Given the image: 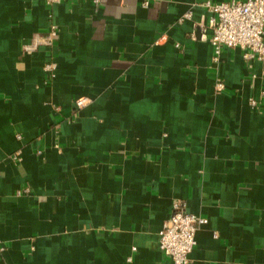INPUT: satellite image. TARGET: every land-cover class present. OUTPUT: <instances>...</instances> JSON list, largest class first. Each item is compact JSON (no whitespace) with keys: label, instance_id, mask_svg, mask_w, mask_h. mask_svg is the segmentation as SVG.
<instances>
[{"label":"crops","instance_id":"1","mask_svg":"<svg viewBox=\"0 0 264 264\" xmlns=\"http://www.w3.org/2000/svg\"><path fill=\"white\" fill-rule=\"evenodd\" d=\"M206 1L0 0V264H172L174 200L187 264H264L263 63L212 61Z\"/></svg>","mask_w":264,"mask_h":264},{"label":"built area","instance_id":"2","mask_svg":"<svg viewBox=\"0 0 264 264\" xmlns=\"http://www.w3.org/2000/svg\"><path fill=\"white\" fill-rule=\"evenodd\" d=\"M58 1L60 0H44L47 5ZM84 1L99 4L102 0ZM204 6L209 12L208 17L195 27L208 33L213 50L212 61H216L225 48L239 49L244 60L263 63L261 75L264 77V0L206 1ZM56 38L57 28L51 23L44 35L36 36L34 42L26 46L27 49L44 46L49 50L50 60L44 64L46 73H51L56 66L52 54ZM216 88L222 90L223 85L219 83ZM87 103L86 97H79L74 101V107L78 109ZM12 158L18 161V152L12 154ZM204 222V219L187 212L181 200L172 202L170 212L158 232L159 249L172 264L188 263V256L196 244L198 225ZM2 249L0 242V250Z\"/></svg>","mask_w":264,"mask_h":264}]
</instances>
